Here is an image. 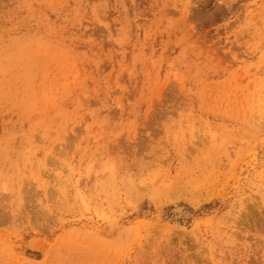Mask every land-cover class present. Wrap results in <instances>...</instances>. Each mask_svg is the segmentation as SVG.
<instances>
[{"label": "rangeland", "instance_id": "obj_1", "mask_svg": "<svg viewBox=\"0 0 264 264\" xmlns=\"http://www.w3.org/2000/svg\"><path fill=\"white\" fill-rule=\"evenodd\" d=\"M0 264H264V0H0Z\"/></svg>", "mask_w": 264, "mask_h": 264}]
</instances>
